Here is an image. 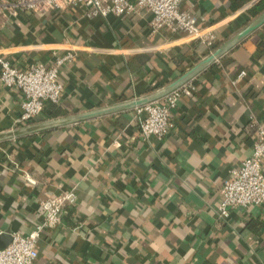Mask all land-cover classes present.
Segmentation results:
<instances>
[{
  "label": "crops",
  "instance_id": "1",
  "mask_svg": "<svg viewBox=\"0 0 264 264\" xmlns=\"http://www.w3.org/2000/svg\"><path fill=\"white\" fill-rule=\"evenodd\" d=\"M251 1L181 3L213 26L211 47L152 33L148 12H0V55L18 67L74 55L59 102L29 122L21 91L0 83V235L29 232L38 201L73 188L37 264H264V204L217 217L223 181L252 152L250 119L264 126V0ZM188 82L170 131L143 138L129 102Z\"/></svg>",
  "mask_w": 264,
  "mask_h": 264
},
{
  "label": "built area",
  "instance_id": "2",
  "mask_svg": "<svg viewBox=\"0 0 264 264\" xmlns=\"http://www.w3.org/2000/svg\"><path fill=\"white\" fill-rule=\"evenodd\" d=\"M184 0H0V12L17 15L19 11L49 12L77 6L87 17L112 13L119 17L151 14L149 28L152 33L169 30L183 33L207 47L214 45L216 32L212 25L199 26L192 12L180 8ZM252 0L251 2H255ZM73 52L55 55L50 63L35 62L20 68L0 55V83L16 87L22 93L19 123L29 122L40 115L46 102L58 103L64 85L60 69L73 59ZM246 74L241 71L239 76ZM195 90L192 83H184L161 97L151 98L133 105L143 138L154 136L162 139L173 126L172 111L182 95ZM138 97L131 101L146 98ZM252 136V152L230 169L220 187L221 201L217 217L225 219L230 208L264 204V126L255 118L248 123ZM75 190L67 189L46 196L38 201L39 219L27 233L13 232L7 246L0 248V264H37V244L47 228H55L62 221L65 208L77 202Z\"/></svg>",
  "mask_w": 264,
  "mask_h": 264
},
{
  "label": "water",
  "instance_id": "3",
  "mask_svg": "<svg viewBox=\"0 0 264 264\" xmlns=\"http://www.w3.org/2000/svg\"><path fill=\"white\" fill-rule=\"evenodd\" d=\"M151 98H156V96H155V95H150V96H148V97H146V98L139 99V100H137V101H130V102H129V105H130V106H133V105H135V104L142 103V102H144V101H146V100H148V99H151ZM10 240H11V234H10V230L8 229V230L4 231V232L0 235V248H3V247H5V246H7V244L10 242Z\"/></svg>",
  "mask_w": 264,
  "mask_h": 264
}]
</instances>
